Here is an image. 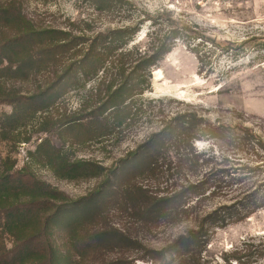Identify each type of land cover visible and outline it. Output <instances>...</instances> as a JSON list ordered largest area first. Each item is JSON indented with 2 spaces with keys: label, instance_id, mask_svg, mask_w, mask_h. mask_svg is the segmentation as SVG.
Here are the masks:
<instances>
[{
  "label": "rangeland",
  "instance_id": "1",
  "mask_svg": "<svg viewBox=\"0 0 264 264\" xmlns=\"http://www.w3.org/2000/svg\"><path fill=\"white\" fill-rule=\"evenodd\" d=\"M125 1L128 3L112 11H98L88 0H24V9L28 17L42 26L68 29L70 23L79 21L77 25L86 28L81 22L84 21L89 24L88 35L107 28L138 25L129 47L137 44L145 49L150 32L156 28L154 23L163 30H167L172 21L192 26V31L203 38L197 39L199 35L190 31L187 38L175 40L172 50L151 68V89L136 96L138 104L143 106L141 114L135 122L124 126L119 141L112 137L99 142L88 141V134L61 128L58 123L64 113L70 114L87 98V90L96 80L85 88L70 91L48 108L42 100L29 98L40 84L41 76L36 81L8 80L6 89H0L1 172L16 173L21 181H15V185L21 189L22 182L39 181L81 200L90 197L102 178L58 175L49 164V155L55 153L54 149L63 148L71 160L88 159L110 166L146 142L169 118L186 112L195 113L213 126H225L228 136L197 133L202 136L193 139V148L209 161H199L196 170L185 166L179 172L175 164L182 157L183 148L169 146L159 159L162 167L154 176H137L130 169L111 180L112 193L97 197L96 208L77 217L80 222H75L74 227L59 222L52 234L38 235L33 249L47 255L53 246L55 264H161L156 250H162L180 235L197 231L203 225L206 234L201 256L206 264H239L228 256L235 250L246 249L250 243L264 241V207L248 216H225L214 224H205V219L222 211V207L239 202L248 192L258 190L259 197L264 193V149L253 146L254 142L238 145L239 137L245 134L264 144V0ZM198 43L206 58L203 70L191 49ZM158 72L160 76L156 77ZM10 99L13 105L9 104ZM12 113L17 115L7 117ZM46 140L50 144H45ZM169 162H172L171 168L167 167ZM11 165L14 166L9 169ZM248 167L258 169L252 172ZM217 173L221 178L219 187L213 186L205 194L180 198L176 216L148 224L142 222L138 207L143 197L134 194V188L142 187L150 196H171L183 186L206 177L210 179ZM14 194L21 205L29 204L28 194ZM49 208L41 207L43 211ZM86 217L89 219L85 220ZM41 222L32 220L35 226H40ZM33 225L26 233L37 228ZM110 227L143 246L125 249L118 245L110 247L105 242L89 243L88 236H94V231ZM14 241L0 225V253L3 243L10 249ZM8 261L0 254V264H8ZM39 264L51 263L43 260ZM251 264H264V257Z\"/></svg>",
  "mask_w": 264,
  "mask_h": 264
},
{
  "label": "trees",
  "instance_id": "2",
  "mask_svg": "<svg viewBox=\"0 0 264 264\" xmlns=\"http://www.w3.org/2000/svg\"><path fill=\"white\" fill-rule=\"evenodd\" d=\"M88 1L98 11H112L122 3H128L125 0ZM78 22L70 23L68 29L42 26L27 16L24 0H0V89H6L10 79L36 81L38 76H41L40 84L29 98L42 100L48 108L70 91L85 88L91 81L96 80V84L87 90V98L70 114L64 113L58 123L61 128L75 129L88 134V141L99 142L100 139L107 137L119 141L123 136L124 126L135 122L141 114L143 106L138 104L136 96L143 95L146 90L151 89V68L172 50L175 40L187 38L190 31L198 35L199 33L192 31V26L174 24L173 21L168 24L167 30L157 28V23H154L156 28L150 32L149 44L142 49L137 44L129 47L134 34L138 31V25L107 28L88 35L89 24L81 21L86 27L82 28L77 25ZM199 38L203 36L199 35L197 39ZM199 45L201 43L192 46L191 49L201 64L200 70H203L206 58ZM6 96L10 97L12 94ZM10 102L12 103L9 104L13 105L14 101ZM14 115L15 113L8 114L7 117L12 118ZM199 131H203V135L213 137L228 136V129L225 126H213L206 120L198 118L195 113L186 112L169 118L158 131L152 132L146 142L110 166L88 159L71 160L63 148L57 150L53 148L55 153L49 155L51 158L49 164L58 175L67 178H102L90 197L81 200L73 199L39 181L22 182L21 189L19 185H15V181H21L16 173L0 170V225L5 234L15 239L10 249H6L3 243L1 256L9 259L8 264H39L43 260L55 264L53 257L56 250L53 246H50L47 255L33 249V242L38 235L44 237L50 232L52 234L53 228H58L59 222L74 227L75 222H80L77 217L86 215L90 209L98 206L97 197L102 198L112 193L111 180L125 175L130 169L134 170L133 174L137 176L148 174L154 176L159 167H162L159 159L169 146L183 148L182 157L178 164H175L179 172L185 166L189 170H196L199 161H209V158L195 152L193 148V139H200L202 136H197ZM250 142H254L253 146L257 145L264 149L261 140L249 134L240 136L238 145H248ZM44 143L50 144L47 140ZM167 165L171 168L172 162ZM13 166L11 165L9 169ZM248 169L254 172L258 167ZM219 175L217 173L210 179L206 177L198 182L189 183L171 196H150L142 187L136 189L133 186L134 194L143 197L138 207L142 222L148 224L176 216L180 198L191 194H205L211 187H219L218 182L221 180ZM20 192L30 196L29 204L21 205L18 202L14 193ZM259 194L258 190L244 194L239 202L224 206L222 211L207 216L205 224L217 223L218 219L222 220L225 216L236 214L248 216L264 207V193L261 197ZM4 201L5 204L9 203V206L6 207ZM39 205L50 208L43 211ZM40 209L43 215L42 211H38ZM32 220L39 224L43 221L40 226L39 224L35 226ZM30 225L37 228L31 233H26ZM203 232L202 225L197 231L180 235L162 250H156L155 253L161 256V264H206L201 256L206 234ZM93 235L88 236V239L89 243L94 245L105 242L110 247L118 245L125 249L143 246L129 235L111 227L96 230ZM263 257L264 241L258 244L250 243L246 249L235 250L228 256L239 264H251Z\"/></svg>",
  "mask_w": 264,
  "mask_h": 264
},
{
  "label": "bare ground",
  "instance_id": "3",
  "mask_svg": "<svg viewBox=\"0 0 264 264\" xmlns=\"http://www.w3.org/2000/svg\"><path fill=\"white\" fill-rule=\"evenodd\" d=\"M158 76H160V73L158 72V73H156V77H158Z\"/></svg>",
  "mask_w": 264,
  "mask_h": 264
}]
</instances>
